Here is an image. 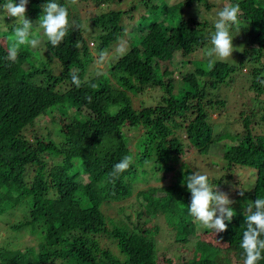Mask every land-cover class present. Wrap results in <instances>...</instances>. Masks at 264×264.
<instances>
[{
	"label": "trees",
	"instance_id": "1",
	"mask_svg": "<svg viewBox=\"0 0 264 264\" xmlns=\"http://www.w3.org/2000/svg\"><path fill=\"white\" fill-rule=\"evenodd\" d=\"M33 1L41 10L47 2ZM148 1L140 3L145 9L156 7ZM57 2L68 7L69 20L73 22L75 4L70 0ZM4 3L0 0V4ZM193 4L202 6L204 13L212 7L206 0H182L175 5L166 3L161 14L142 15L125 53L109 65L106 76L99 74L90 79H84L92 58L88 42L95 44L97 54L106 50L123 33L122 16L134 10V5L129 4L128 11L109 9L90 18L89 39H85L86 29L81 22L74 21L80 27L70 28L58 47L45 41L33 50L39 55L37 61L28 59L32 51L28 46L20 48L15 62L8 61V37L16 23L5 21L0 26V217L20 210L19 220L11 223L7 231L15 238L17 232L36 233L42 236V242L54 245L47 252L36 253L32 246L13 243L12 237L0 247V264H64L54 263L57 259H69L70 264H157V254L162 253L156 252L153 237L159 228L157 215L161 214L176 233L189 229L190 220L183 221L189 216L191 200L185 183L187 176L198 170L185 157L189 152L207 155L219 144L225 169L217 178L208 176L213 185L232 180L225 174L227 169L248 166L254 171L244 203L232 205L236 215L227 231L213 236L217 243L242 252L247 203L264 198V137L249 147L253 141L249 127L253 116L243 112L239 113L242 135L237 142H227L230 136L214 130L215 125L208 121L206 107L223 106V101H212L207 89L229 76L231 69L225 62L206 67L204 61H199L177 80L169 75L163 77L160 70V62L171 60L174 49L187 58L210 40L211 36L204 33L206 20L192 15L173 22L168 15L170 10ZM238 4L239 16L248 29V60L258 64L249 71L257 99L262 92L256 86L258 70L264 73V0H239ZM30 20L34 23L33 34L41 37L37 19ZM210 28L215 31L214 26ZM167 42H171L172 49ZM74 73L82 82L79 88L71 82ZM149 88L160 91L159 100L153 104L141 101L134 106L132 98ZM87 96H91V103ZM254 106L263 113L256 124H264V109L257 104L252 109ZM54 109L62 118L56 119L43 135L36 136L31 129L34 121L48 117ZM70 109L72 117L67 120L64 117ZM127 129L138 132L135 139L127 135ZM125 156H132L136 164L132 163L113 182L109 173ZM151 157L152 165L146 168ZM168 170L174 182L157 188L165 194L157 195L156 188L141 190L136 194V203L118 208L122 217L106 214L111 202L131 195L134 180L146 183L150 178L159 179ZM125 207L134 211L124 212ZM102 235L115 241V251L100 246L98 238ZM165 264L219 263L203 257L180 263L167 258Z\"/></svg>",
	"mask_w": 264,
	"mask_h": 264
},
{
	"label": "rangeland",
	"instance_id": "2",
	"mask_svg": "<svg viewBox=\"0 0 264 264\" xmlns=\"http://www.w3.org/2000/svg\"><path fill=\"white\" fill-rule=\"evenodd\" d=\"M182 0H149L148 4L156 5L155 8L145 9L143 7L142 0H123L121 2L115 0H103L102 3H93L90 1L76 2L74 7H72V12L76 14L73 16V21H80L81 27L85 30L86 35L85 39H89L90 35V27L88 28L90 18H94L100 12L107 11L109 9L116 10H129V4L134 5V10L130 9L129 14H123L121 23L123 24L124 31L123 33L116 39L115 42L111 43L109 47L104 50L108 53L105 57L104 62L98 63L99 54L94 51V45L92 42H88V48L91 53V62L85 72L84 79H90L96 75L107 74L109 70V65L117 61L123 53L118 52L117 44L123 39L126 41L127 48L129 42L132 40L133 31L135 25H137L141 21V16L150 14L155 12L157 14H161L166 7V3L170 4H179ZM209 4L212 5L210 11L203 12L204 8L202 6H198V4H193L191 7H185L182 9H174L168 12V15L171 17L173 22H176L179 17L187 18L195 15L197 19H204L207 23V28L205 30V35L212 36L214 31L210 28L214 26L217 20V11L226 6L227 4H238L239 0H206ZM259 1V0H258ZM17 2V0H14ZM166 2V3H165ZM3 5V4H0ZM41 9L37 7L33 0H29L27 5V18H36L39 19L41 15ZM206 18V19H205ZM6 24H13V19L3 15V12L0 11V26ZM87 25V27H86ZM38 29V26H36ZM34 31H38L37 29ZM0 29H2L0 27ZM88 29V30H87ZM96 32V28H94ZM2 30H0L1 32ZM43 32V30L41 29ZM247 24L241 19L239 16V24L235 25L231 30V35L233 37V46L234 52L232 54V59H228L225 61L227 66L231 69V73L228 77L224 79V81L220 84H216V86L212 89H207L208 96L212 98V101L220 100L223 101V106H219L218 108L206 107L208 121L212 123L214 126V130L223 131L225 134H228L230 137H227V142L238 141V136L242 135V129L240 126L241 117L239 113H246L248 115H252L250 122V134L253 139L249 144V147L256 146V143H259L257 140L259 138L264 137V124L259 123L256 124L260 119V116L263 113H260V110H257L255 106L252 109L253 104H257L259 107L264 109V73H260L258 75L259 82L257 83V88L260 87L262 92L259 93L258 98H255L253 90L255 89V82H252L251 75L249 71L252 68H258V64L251 63L249 61L248 51V41H247ZM136 39V36H135ZM133 42V41H132ZM132 42L130 44H132ZM92 43V46L89 44ZM171 42H167L168 46L172 49ZM210 47V40L207 41L202 47L196 49V52L193 55L185 58L181 56V53L174 49L173 56L171 60L160 62V70L161 73L166 77L169 75L174 80L178 79V76L181 74H185V72L193 69L194 65H198L199 61L209 64L208 58L204 55V50ZM32 49V48H31ZM125 53V52H124ZM245 53L244 55H242ZM28 59L35 60L39 57V55L33 51L28 54ZM36 58V59H35ZM197 59V61H196ZM28 61V60H27ZM260 64V61H259ZM29 65V64H28ZM24 67L27 64H23ZM260 68V65H259ZM185 70V72H183ZM56 71V70H55ZM180 73V74H179ZM177 75V76H176ZM187 81H190V78H187ZM160 91L156 88H149L144 90L136 97L132 98L134 102V106H138L141 101H146L147 104H153L159 100L158 95ZM72 110H69V114L66 116L70 119L72 117ZM253 113V114H249ZM62 116L59 114L57 109L51 111L48 117L41 118L40 120H35L34 124L31 126L32 131L38 135H43L45 129L48 128L51 124H55L56 119H61ZM50 123V121H52ZM127 135L130 138L135 139L137 135V131L127 129ZM237 135V136H236ZM222 144L215 146L207 155H200L197 152H189V154L185 157V161L188 163H192L194 165V169L202 174L209 176L210 178H217L224 172V164L222 162ZM154 158L151 157L147 162L146 168H149L152 164V160ZM134 163V162H133ZM136 163H134L135 165ZM162 171L158 174L160 175ZM225 174H228L229 177L232 176V180H225L217 186L219 191L225 192L229 194L230 199L234 201V204H243L245 195L250 191V187L252 186L254 180V171L248 166L244 167H234L232 170L226 171ZM224 174V175H225ZM227 177V178H229ZM174 182V177L172 176V171L168 170L163 173L159 179L150 178L146 183H143L139 180H134L131 184V195L119 200L116 202H111V204L106 209V214L110 217L119 218L122 217V212L118 210L119 207L128 205L129 203H136V194L141 190H148L150 188H156L157 195H163L165 193L158 192L157 188L161 186H166L167 184ZM240 191H244V195L240 196L238 193ZM136 207V206H135ZM237 207L235 208V210ZM124 212H133L134 209L131 207H125ZM20 210L14 211L9 216L0 217V247L4 246L6 240L11 241L13 233L11 231H7L9 225L11 223L17 222L20 218ZM157 222L159 228L157 229V234H153V237L156 241L155 247L156 252H162L157 254V264H165V259H172L173 262L180 263L181 261H191L198 258H208L213 261H216L219 264H243V254L239 250H235L228 245L217 243L213 236L214 233L211 230L203 228L197 222L193 220L192 217L188 216L183 219V221L190 220L189 229L186 232L176 233L175 228L164 221V218L161 214H158ZM130 220L134 222V219L130 216ZM179 234V235H178ZM15 238V237H14ZM177 239V240H176ZM41 241V242H40ZM42 236L35 233L30 234L28 232L21 233L17 232V238L13 240V243L20 244L22 247L32 246L35 248L36 253H39L40 250L47 252L50 246H54L52 243L45 244L42 242ZM98 241L100 242V246L102 248L108 247L115 251V241L108 238L106 235L99 236ZM201 242L205 243V246L201 247ZM206 245L209 251H206ZM239 251V252H238ZM74 260V259H73ZM69 259H57L54 263H64L70 264ZM72 264H85L83 261L80 263L74 261Z\"/></svg>",
	"mask_w": 264,
	"mask_h": 264
},
{
	"label": "clouds",
	"instance_id": "3",
	"mask_svg": "<svg viewBox=\"0 0 264 264\" xmlns=\"http://www.w3.org/2000/svg\"><path fill=\"white\" fill-rule=\"evenodd\" d=\"M77 0H70L75 4ZM29 0H5L0 5V11L4 16L12 18L16 26L12 34L8 37L10 44L8 47V61L15 62L20 48L28 46L33 50L39 49L46 41L53 47H58L67 37L70 28H79L75 22H70L68 7L57 2V0H47L42 5V11L38 23L43 30L41 37L33 34L34 23L27 18V5ZM239 4H227L220 8L216 15L214 24V34L210 38V47L204 50V55L208 58L209 67L216 62H225L232 59L234 52L232 28L239 24L240 14ZM126 41L121 39L117 44V51H126ZM108 55L106 51L99 53L98 63H102ZM71 82L79 88L82 84L77 74H73ZM94 86V85H93ZM91 103V96L86 97ZM133 163L132 156H125L116 163L109 176L115 181L121 173L125 172ZM187 191L191 194L190 204L187 207L188 214L195 222L203 228L211 230L215 235L227 231L228 223L234 218L232 205L234 201L229 194L219 191L214 186L209 177L200 172H193L186 179ZM238 195L243 196L244 191ZM245 230L242 235L240 248L243 252V264H259L264 260V198H256L254 202H248L244 211Z\"/></svg>",
	"mask_w": 264,
	"mask_h": 264
}]
</instances>
